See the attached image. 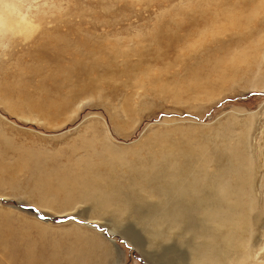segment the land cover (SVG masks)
Wrapping results in <instances>:
<instances>
[{
    "label": "rangeland",
    "instance_id": "rangeland-1",
    "mask_svg": "<svg viewBox=\"0 0 264 264\" xmlns=\"http://www.w3.org/2000/svg\"><path fill=\"white\" fill-rule=\"evenodd\" d=\"M12 1L3 0L30 23L0 31L1 166L15 165L18 146L61 161L86 153L80 143L92 133L106 134L113 148L135 149L173 127L213 136L230 118L252 124L251 145L264 146V2L255 10L257 0ZM225 11L241 20L230 23ZM45 32L54 41H42ZM262 168L255 178L261 201ZM14 175L23 183L21 171ZM26 199L0 186L1 243L51 250L76 225L98 234L96 250L121 251V264H152L139 250L171 261L187 250L175 236L150 238L134 217L89 220L79 215L86 205L56 212ZM25 220L35 226L26 229ZM263 222L254 238L259 254Z\"/></svg>",
    "mask_w": 264,
    "mask_h": 264
},
{
    "label": "bare ground",
    "instance_id": "bare-ground-1",
    "mask_svg": "<svg viewBox=\"0 0 264 264\" xmlns=\"http://www.w3.org/2000/svg\"><path fill=\"white\" fill-rule=\"evenodd\" d=\"M263 2L257 0L255 10ZM17 8L0 0L1 32L15 33L30 23ZM222 15L230 23L241 20L230 11ZM41 40L51 42L54 36L45 32ZM228 121L213 136L202 130L193 134L194 128L161 130L135 149L113 148L104 143L106 134L92 133L80 143L86 153L78 158L68 155L63 161L29 145L18 146L14 166H1L0 161V186L6 184L15 194H26L29 203L56 212L86 205L79 215L84 213L89 220L134 217L150 238L175 236L180 244H187V250L172 261L169 254L154 259L152 251L139 250L152 264H264V254L253 250L264 217V200L255 194L256 172L264 167V146L251 145L252 124ZM16 170L22 172L23 183L16 179ZM259 176L264 179V172ZM22 225L35 226L28 220ZM62 234L53 239L58 247L51 250L0 242V264H121V251L96 250L102 240L98 234L76 225Z\"/></svg>",
    "mask_w": 264,
    "mask_h": 264
}]
</instances>
